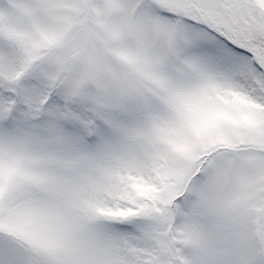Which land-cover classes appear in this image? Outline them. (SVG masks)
<instances>
[{"label": "snow or ice", "instance_id": "snow-or-ice-1", "mask_svg": "<svg viewBox=\"0 0 264 264\" xmlns=\"http://www.w3.org/2000/svg\"><path fill=\"white\" fill-rule=\"evenodd\" d=\"M0 264H264V0H0Z\"/></svg>", "mask_w": 264, "mask_h": 264}]
</instances>
